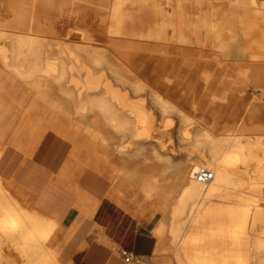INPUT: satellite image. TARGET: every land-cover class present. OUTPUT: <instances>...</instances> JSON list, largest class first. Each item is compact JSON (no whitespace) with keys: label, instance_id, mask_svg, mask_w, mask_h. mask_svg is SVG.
<instances>
[{"label":"bare ground","instance_id":"obj_1","mask_svg":"<svg viewBox=\"0 0 264 264\" xmlns=\"http://www.w3.org/2000/svg\"><path fill=\"white\" fill-rule=\"evenodd\" d=\"M0 70V165L53 171L0 172V264H67L47 212L99 196L173 264H264V0H0Z\"/></svg>","mask_w":264,"mask_h":264},{"label":"crops","instance_id":"obj_2","mask_svg":"<svg viewBox=\"0 0 264 264\" xmlns=\"http://www.w3.org/2000/svg\"><path fill=\"white\" fill-rule=\"evenodd\" d=\"M23 161V155L9 151L2 159L0 172L8 178H14L19 184L27 181L25 187L37 203L53 171L37 160L27 165ZM99 198L100 204L90 219L79 215L74 207L75 199L67 206L61 201L62 204L51 206L47 212L59 220L63 228L60 235L68 229L58 246L66 263L114 264L118 254L121 255V249H127L137 257L154 254L157 244L153 235L155 222L138 219L112 200L104 196ZM52 199V202H58L60 196L56 194L55 199Z\"/></svg>","mask_w":264,"mask_h":264},{"label":"rangeland","instance_id":"obj_3","mask_svg":"<svg viewBox=\"0 0 264 264\" xmlns=\"http://www.w3.org/2000/svg\"><path fill=\"white\" fill-rule=\"evenodd\" d=\"M232 7L235 8V10L233 12L231 11L227 13L228 21L232 19L236 20L238 16V12L236 8L237 5L234 4ZM8 89H9V85H7L6 82H0V116H1V112L4 111V109H7L6 104L7 101L10 100V97L8 95ZM158 220H159L158 217H156L153 220L155 222V225L157 224ZM114 264H173V263L169 260V256L160 257L153 254L148 257H138V259L130 263H125L123 257H121V255L118 254L117 260Z\"/></svg>","mask_w":264,"mask_h":264},{"label":"built area","instance_id":"obj_4","mask_svg":"<svg viewBox=\"0 0 264 264\" xmlns=\"http://www.w3.org/2000/svg\"><path fill=\"white\" fill-rule=\"evenodd\" d=\"M210 175H211L210 172L204 170L200 173L199 178L202 180H206L210 177ZM120 253L126 263H130L134 261L135 258L137 257L127 249H121Z\"/></svg>","mask_w":264,"mask_h":264}]
</instances>
